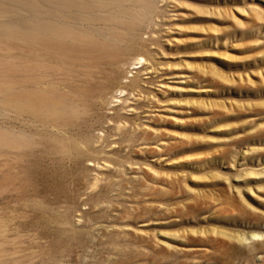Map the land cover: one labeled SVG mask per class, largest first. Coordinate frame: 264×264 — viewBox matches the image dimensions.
<instances>
[{"label":"rangeland","instance_id":"1","mask_svg":"<svg viewBox=\"0 0 264 264\" xmlns=\"http://www.w3.org/2000/svg\"><path fill=\"white\" fill-rule=\"evenodd\" d=\"M24 1L0 264H264V0Z\"/></svg>","mask_w":264,"mask_h":264},{"label":"bare ground","instance_id":"2","mask_svg":"<svg viewBox=\"0 0 264 264\" xmlns=\"http://www.w3.org/2000/svg\"><path fill=\"white\" fill-rule=\"evenodd\" d=\"M53 5H60L64 8L72 7L75 5V0H46ZM100 1V0H99ZM97 2V1H95ZM32 8V9H31ZM33 13V17L39 20V23H50L46 20L49 11L42 9L36 2L29 6L24 0H0V22H6L9 18L16 14ZM6 20V21H5ZM53 24V23H52ZM55 25V24H53Z\"/></svg>","mask_w":264,"mask_h":264},{"label":"snow or ice","instance_id":"3","mask_svg":"<svg viewBox=\"0 0 264 264\" xmlns=\"http://www.w3.org/2000/svg\"><path fill=\"white\" fill-rule=\"evenodd\" d=\"M257 239H259L260 237H256Z\"/></svg>","mask_w":264,"mask_h":264}]
</instances>
